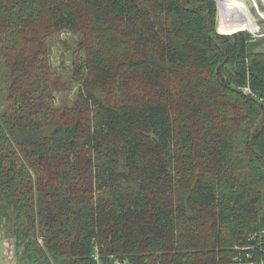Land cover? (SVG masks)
Wrapping results in <instances>:
<instances>
[{
  "label": "trees",
  "instance_id": "trees-1",
  "mask_svg": "<svg viewBox=\"0 0 264 264\" xmlns=\"http://www.w3.org/2000/svg\"><path fill=\"white\" fill-rule=\"evenodd\" d=\"M216 19L214 0H0L17 261L94 264L98 245L131 264L264 262V38ZM62 33L70 80L53 71Z\"/></svg>",
  "mask_w": 264,
  "mask_h": 264
},
{
  "label": "rangeland",
  "instance_id": "rangeland-1",
  "mask_svg": "<svg viewBox=\"0 0 264 264\" xmlns=\"http://www.w3.org/2000/svg\"><path fill=\"white\" fill-rule=\"evenodd\" d=\"M216 4H218L216 19L217 29L219 32L222 33L224 28L220 27L219 25V3L217 2ZM235 5L232 4L229 7V10L234 11ZM244 6H246V9L248 10V25L241 26L233 30L227 29L223 33L231 34L228 32H237L239 30H251L253 32L252 34L254 37L258 39L264 38V0H244ZM68 37H70L69 34L62 33L61 35L56 36L51 41V46H54L55 49L52 54V64L54 67L53 71L54 73L60 74L65 80H70L72 74V48H74V46H72V48L70 49L68 48L71 47V45H74V41L71 40V38L69 39V41L71 40V42L67 41ZM63 39L67 41V44L61 42ZM256 48L257 50L264 51V40ZM74 86L76 87L73 90ZM79 87L80 85H77V83L73 84L72 88L69 91L67 90L63 94H61V96L57 97V103L61 104L65 100L69 102L73 100L75 96L73 94V91L75 92V90ZM10 236L11 235L0 224V264H25L24 262L17 261L15 241L10 238Z\"/></svg>",
  "mask_w": 264,
  "mask_h": 264
},
{
  "label": "bare ground",
  "instance_id": "bare-ground-1",
  "mask_svg": "<svg viewBox=\"0 0 264 264\" xmlns=\"http://www.w3.org/2000/svg\"><path fill=\"white\" fill-rule=\"evenodd\" d=\"M217 2L219 3V25L224 28L223 31L221 30L222 33L227 29L233 30L248 25V10L244 6V0H217ZM232 4H236L234 11L229 10Z\"/></svg>",
  "mask_w": 264,
  "mask_h": 264
},
{
  "label": "built area",
  "instance_id": "built-area-1",
  "mask_svg": "<svg viewBox=\"0 0 264 264\" xmlns=\"http://www.w3.org/2000/svg\"><path fill=\"white\" fill-rule=\"evenodd\" d=\"M263 234H264V231H263ZM94 250H95L93 253L94 264H131L128 260L123 259L117 255H110L109 258L104 257L101 254V250L98 245L95 246ZM259 264H264V262L259 263Z\"/></svg>",
  "mask_w": 264,
  "mask_h": 264
},
{
  "label": "water",
  "instance_id": "water-1",
  "mask_svg": "<svg viewBox=\"0 0 264 264\" xmlns=\"http://www.w3.org/2000/svg\"><path fill=\"white\" fill-rule=\"evenodd\" d=\"M216 2V0H214ZM217 3V2H216ZM218 5V4H217ZM251 33H253L251 30H249Z\"/></svg>",
  "mask_w": 264,
  "mask_h": 264
}]
</instances>
